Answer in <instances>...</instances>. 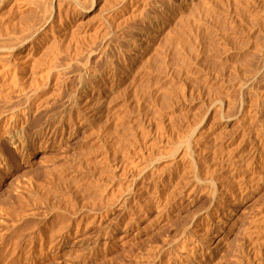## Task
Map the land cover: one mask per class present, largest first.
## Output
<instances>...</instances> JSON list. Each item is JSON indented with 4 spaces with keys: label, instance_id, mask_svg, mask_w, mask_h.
<instances>
[{
    "label": "rangeland",
    "instance_id": "rangeland-1",
    "mask_svg": "<svg viewBox=\"0 0 264 264\" xmlns=\"http://www.w3.org/2000/svg\"><path fill=\"white\" fill-rule=\"evenodd\" d=\"M101 1L108 11L103 6L102 15L91 13L79 20L80 8L63 2L59 20L70 34L63 41L55 40L58 45H50L58 38L55 33L58 28H51L46 35L43 30L39 35L42 38L38 47L46 50L41 49L44 53L39 54L47 57L43 59L42 76L63 72V81L58 88L51 85L45 94L40 92L43 98L36 100L37 108L32 115L26 113L28 121L26 115L19 116L27 134L23 152L7 138L1 139L10 169L0 166V264H128L153 238L161 239L178 225L182 216L193 210V213L202 211L203 205L211 203L217 208L214 205L211 219L204 223V231L199 228V232L206 231L208 238L217 236L218 240L220 233L227 231L222 263L236 264L237 248L245 240L249 219L264 212V162L254 166L256 178L234 181L221 165L227 163L230 147L246 131L248 119L263 130L259 137L264 138V0H147L139 15L115 20L117 23L112 25L104 18L114 16L111 5L112 10H119L116 5L120 0ZM80 2L87 6L91 0ZM97 21L102 22L100 28ZM46 27L49 29L50 25ZM84 86L87 94L100 101L96 106L101 111L95 116L97 109H84L80 102ZM8 95L11 102L23 100L17 91ZM4 96L0 98L1 109L5 106ZM48 116L60 119L62 129L36 136V129L43 126L39 124ZM225 116H230L226 137L210 140L225 124ZM188 143L193 156H183ZM131 159L137 166L144 163L140 168L142 177L135 184L130 179L134 177ZM188 173H197L202 180L191 178L183 190L170 197L168 189L187 181ZM143 176L146 179L152 176L150 183ZM143 178L148 187L142 195L139 192L143 189L136 188ZM158 179L161 182L155 183ZM210 179L216 187L221 184L225 188L221 193L225 190L227 197L211 196ZM162 182L167 186L161 185ZM164 194L171 198L168 201L179 206L173 216L161 221L152 241L151 235L134 227L127 234L119 233L104 252H87L84 257H70L71 260L53 243L46 253L40 252L36 245H29L30 240L40 242L38 227L42 222L46 221L49 228H57L62 220L67 224L65 228L70 229L65 232L71 233V244L79 246L80 240L92 242L97 234L93 219L98 214L109 217L103 223L109 230L114 217L123 211L117 204L128 199L145 204L159 195L168 198ZM226 198L239 203L236 212L227 214L221 208L220 202ZM113 202L116 206H110ZM261 215L258 217L263 219ZM251 228L254 242L258 235ZM216 240L210 247L215 246ZM258 248L255 245L256 250H261L259 264H264L263 248Z\"/></svg>",
    "mask_w": 264,
    "mask_h": 264
},
{
    "label": "bare ground",
    "instance_id": "bare-ground-1",
    "mask_svg": "<svg viewBox=\"0 0 264 264\" xmlns=\"http://www.w3.org/2000/svg\"><path fill=\"white\" fill-rule=\"evenodd\" d=\"M65 1L76 6L77 8L78 7L80 8L79 9L80 13L78 16H81V17H78V20L82 19V17H85V15L91 14V13L96 15V16L98 15V13L100 15L103 14V10H104L103 4H105V2L102 3L103 1H101V0H91V2L87 6L86 5L82 6L80 0H0V98H3L4 95L6 96V97L4 96V98H6V100L3 99V101H2V102H5V104L2 103L5 106H3L2 109L0 108L1 109L0 110V166H2V168H5L7 171L10 169V164H9L8 158L6 157V155L3 152V149L1 146V139L7 138V140H9L10 143L12 145H14V147H16L17 149L19 148V150H21L23 152L25 150L23 144L25 143L24 142L25 138H26L25 135H27V134L25 131L26 128L23 125L24 123H23V121L19 120L21 118L19 116L22 114L26 115V113L31 114V113L36 111V108H37L36 100L39 101V99L43 98L42 95H40V92H42L41 94H43V93L45 94L47 92L46 90L49 89V88L46 89L48 86L54 85L53 88H58L62 84L61 80L63 77L61 78V76H63L62 75L63 72H61V73L56 72V74H49V76L43 75L44 79H42V77H43L42 74H43V71L45 68V66H44L45 60L43 61V59L46 56L44 58H42L43 55L41 57V54H39V53H41L40 51H42V50H44L46 52L44 46H46V47L48 46L47 48H49L50 46L44 45L43 46L44 49H42V48L39 49L38 41L40 40V38H42L39 35L41 34V32L43 30H44L43 34L46 35V33H49L48 30L51 31V28L53 29V27H56L59 29V30H57V32H55L57 34V35L56 34L55 35L58 38L54 39V42L50 43V45L53 43H56L55 40L56 41L65 40V37L68 34H70V33H68L69 28L66 25L65 26L63 24L61 25L62 22L59 20L60 19L59 9L63 5V2H65ZM81 1H83V0H81ZM116 1H118V0H116ZM145 2H147V0H120L119 2H117L118 4L116 5V7H120L119 10H116L115 8H113V10H112V5H111V9L109 8L111 11L115 12L114 16L112 15L113 16L112 18L111 17L110 18L109 17H106V18L103 17V18L105 20L108 19L107 20L108 22L107 21L106 22L109 25L114 24L115 20H117L119 22L120 20H123V19L125 20V18L129 19L131 17H134L135 15H139V13L143 9ZM69 3H68V5L70 7ZM84 4H85V1H84ZM64 5L68 7V5H66V4H64ZM106 5H109V4H106ZM67 7H66V9H67ZM104 7L106 8V6H104ZM79 10H78V12H79ZM73 11H74V9H73ZM107 11H108V9H107ZM64 12H65V10H64ZM119 12H121V13H119ZM111 13H110V16H111ZM62 15H64V14H62ZM70 16H72V15H70ZM70 16H69V18H70ZM55 17H57V18L55 19ZM78 20H77V22H78ZM65 21H66V19H65ZM73 21H75V20H73ZM73 21H72V23H73ZM81 22H83V21H81ZM63 23H64V21H63ZM98 23H100V24H98L97 26H99V28H100L102 26V22H98ZM115 23H117V22H115ZM48 24L50 25V28L45 29V28H47L46 26ZM67 24H68V22H67ZM113 30H115V29H113ZM54 31H55V29H54ZM54 31H53V34H54ZM86 33H89V32H86ZM71 35H73V34H71ZM47 36H49V34H47ZM101 36H102V34H101ZM49 37H51V36H49ZM54 37H51V38H54ZM51 38H50V40H51ZM44 39H45V37H44ZM44 39H42L41 41L43 42ZM57 39H60V40H57ZM48 40H49V38H48ZM67 40H69V38ZM60 48H58V49H60ZM62 51H63V49H62ZM54 52H55V50H54ZM43 53L44 52L42 51V54ZM58 54H59V52H58ZM70 54H72V53H70ZM52 57H53V54H52ZM48 61H49V59H48ZM64 62H65V60H64ZM49 63H51V62H47V64H49ZM52 63H53V61H52ZM59 63H61V62H59ZM66 63H67V58H66ZM72 63H73V61H72ZM47 64H45V65H47ZM57 64L58 63H56V65ZM54 65L55 64H53L51 66H54ZM56 65H55V67H57ZM46 70H48V69H46ZM55 70H57V69H55ZM60 70H62V69H60ZM60 70H58V71H60ZM44 74H46V73H44ZM86 89H87V87L84 86V87H82V89L80 91L82 93L81 95H83V97H84L83 100H82V98H80V100H82L80 102L83 103L84 109H92V110L97 109L93 113L94 114L93 116H95L97 113H99L101 111V108H97V106H96V105H99L100 101L93 98L92 94H87ZM16 91L18 93H20V95H22L21 98H23V100H21V102H19V101L16 102L18 99L16 101L11 102L10 100L12 97H9L10 100H9V98L7 99V94L11 95L13 92H16ZM10 95H8V96H10ZM16 96L17 95H15L14 97H16ZM45 96H47V95H45ZM49 96H50V94H49ZM44 99H43V101H44ZM22 103H23V105H22ZM27 115H29V114H27ZM28 117L29 116H27L25 118L27 121H28ZM48 117H47V119L44 120V122L42 121L43 123L41 122L39 124V125H43V126H41L40 128H37L36 131L34 130L36 133V136H38V135L42 136L43 133H46L49 130L54 133V132L58 131L60 129V127L62 129L63 125H62V122L60 119H58L54 116H53V118L52 117L48 118ZM229 118H230V116H225V124L223 126H221L216 132H214L213 135L210 136V137H212V138H210V140L214 141V140L222 139L223 137H226L227 128H228L229 122H230ZM25 119H23V120H25ZM29 119H30V117H29ZM261 131H263V130L256 127L253 119H248V125L246 127V131L240 137L239 141L235 145L230 147L228 161L223 166L221 165V167H223L222 169L225 171V173H227L231 176L230 178H232V180L233 179L243 180V179H247V178L248 179L254 178L255 177V171H253L254 166L257 163L263 164V162H264V155H263V153H264L263 152L264 138L259 137V136H261L260 135ZM205 137L209 138L208 136H205ZM202 147L204 148L205 146H202ZM187 149L188 150L183 153V156L184 155L193 156L194 155V154L192 155V152H193L192 149L193 148L190 145V143L187 144ZM199 151H202V150H199ZM145 156H148V155H145ZM140 159H142V158H140ZM186 160H188V159H186ZM225 160H226V158H225ZM133 163H134V160H132V159H131L130 164L127 162V164L130 165V168H131V166L134 165L132 167V168H134V169H132V171L133 170L135 171V169L138 170V171L136 170L137 173L133 171L132 175L134 174V177L133 176L131 178L129 177L132 180V182L135 184L136 180L141 179L140 176H141L142 170L140 168H142L144 166L143 165L144 163L142 164V167L140 166V163L138 165L139 167L136 164L137 162L134 164ZM198 163H200V162H198ZM198 163H196V165ZM129 165H127V166L129 167ZM127 166H125V167H127ZM130 168H128V169H130ZM123 169H125V168H123ZM188 170H189L188 172L190 173L191 170L190 169H188ZM129 171H131V169ZM185 171H187V170H185ZM124 172H127V170ZM195 172H198V170ZM212 172H214V171H212ZM189 173H188V175H189L188 179L189 180L186 178L187 181L182 180V182H178L176 184L174 183L177 188L175 186L171 187V188H173V189L170 188L172 191L170 189H168L169 192H171L170 197H172L173 194L176 195L178 192L183 190L184 185L188 184V182H190L191 178H192V180L194 178L199 180V181L202 180L201 177L199 178V176L196 175L197 173L196 174H194V173L189 174ZM200 174H202V173H200ZM115 176H117V175H115ZM153 176H154V174H153ZM151 177H150V179H152ZM204 177H206V176H204ZM144 178L141 181V183L139 184V187L136 188V190L137 189L138 190L143 189L141 192L138 191L142 195L147 191L146 188L148 186H146V185H148V184H145V182L148 181V179H149L148 176H147L148 179L145 178L146 181L144 180ZM211 178H213V177H211ZM224 178H222V179H224ZM150 179H149V183H150ZM165 179H167V178H165ZM178 179H179V177H178ZM213 179H215V178H213ZM217 179H219V178L217 177ZM156 180H157V178H156ZM179 180L181 181V178ZM232 180L230 179L231 182L234 181V180L233 181ZM210 181L211 182H208V184L210 186V192L209 193L211 194V196L215 195L216 197H219L220 199L222 197H227L226 196L227 192L225 190L223 191V193H221V190H223L222 188H224V187H221V184H220V186L216 187V185H214L215 182L212 179H210ZM137 182H139V181H137ZM158 182L160 183L161 181L158 179V181L155 183H158ZM206 183H207V181H206ZM228 183H229V181H228ZM161 185L167 186V183L162 182ZM132 189H134V188H132ZM168 190H167V192H168ZM203 191H204V189H203ZM203 191L201 190V192H203ZM114 192H116V191H114ZM164 192H165V190H164ZM167 194H164V195L167 196ZM167 197L168 198H166V197L162 198V196L159 195L153 201L150 200L149 202H147L145 204H143L142 201L141 202H135L133 200L130 201L129 199L127 201L122 200L123 202L120 204H117V206L119 205L123 211L120 212L119 216L116 215L114 217L113 222H111L112 220L110 221L112 223V226L110 227L109 230L107 228H106L107 229L106 230L104 228L105 226L103 227V223L109 217L104 214L107 217V218H104L105 216L103 217L102 214H101L102 216L100 214H98V217L93 219V221L96 225V228H97L96 229L97 234L95 235L94 239H92L93 240L92 242H89L87 240L86 241L80 240L82 242H79V246H76L75 244H71L70 239H69V235L71 233L65 232V230L68 229V227L65 228L67 226V224H65L62 220V222L57 226V228H49L48 223L46 221L42 222V224L38 227V234H40L39 235L40 242L39 241L35 242V240L34 241L30 240L29 245H30V247L31 246L34 247L36 245L38 247L39 251L44 252V253H46L51 246H53V245L55 247L57 246V248L63 249L64 253L66 255V258L68 257V259L71 260L70 257H72L73 259H74V257L75 258H81V257H84V255L87 252L94 253V254H95V252L99 253V254L104 252L112 244L111 243L112 240L118 238L119 233H126L127 234L134 227H137L139 229L140 233H145L147 235H151L149 237L150 238L149 240L152 241V239H151L152 235H153V233H155V230L157 229V227L161 223V221H164L165 219L167 220V218L171 217L174 209L179 206V205L177 206L173 202H170L171 198L169 196H167ZM154 198H155V196H154ZM168 199H170V200L168 201ZM172 199L174 200V198H172ZM210 199H211V197H210ZM114 200H115V198H114ZM137 200H139V199H137ZM144 200H146V199H144ZM220 203L222 206L221 208L223 210L225 208L224 211L227 212V214L229 212H234V211L236 212L240 206L238 202H236L234 199H230V198H226L225 200H222ZM111 205L116 206V204H114V202L111 203L110 206ZM214 205H215V207H214ZM213 207L217 208L216 204L211 203L208 206L203 205V208L200 207L201 209H203L202 211H199V212L195 211L196 213H193V211H194L193 210L192 212L188 213L187 215L182 216V219H180V223H178V225L175 226L173 224L174 227L172 226L173 228H171V230L168 229L169 231L166 232L164 237H162L161 239H159V238L154 239L153 238V241L152 242L150 241L151 243L148 244L149 246L147 245L148 247L143 249V251H141L140 254L136 255L135 259L133 258L134 261L131 260L132 262H130L128 264H223L221 254L225 248L224 237L227 236V231H224V233H220L222 235L218 238V240H216L217 236L208 238L207 237L208 234L205 233L206 231L204 233L199 232V228L200 229L202 228V231H204L203 230V228L205 227L204 223H206L207 220L209 221L211 219L210 216L212 214V211L214 210ZM153 212L154 213L156 212L157 215L151 217L152 216L151 214ZM260 215H258V216L260 217ZM258 216L257 217L252 216L248 221V223L250 225L245 230V240L237 248V256H236L237 258L235 260L236 264H259L260 260L262 259L261 257H259L260 255H258L261 252V250L255 249V245H256L257 248L262 247L263 251H264V218L261 219ZM262 216H264V212H262L261 217ZM93 221H91V222H93ZM142 223H145V224L142 225ZM233 223L234 222L230 223V226L233 225ZM220 224H222V222ZM256 224L259 226L254 227L253 225L256 226ZM250 227H253V228H251L252 231L258 235V239L256 238V240H254V242L252 241V238L250 236V232H249ZM76 228L78 229L77 226H76ZM84 228H81V229L83 231H85ZM68 230H70V229H68ZM77 232H79V231H77ZM81 232L82 231H80L79 234H81ZM74 233H76V231ZM72 235H73V233H72ZM209 235H210V233H209ZM121 236H122V234H121ZM204 237L205 238L207 237L208 239L207 238L205 239ZM74 238H75V236H74ZM214 240H216L215 246L210 247L211 244L214 242ZM52 243H53V245H52ZM260 248H258V249H260ZM34 249H36V248H33V250ZM40 254H43V253H40ZM261 262H262V260H261Z\"/></svg>",
    "mask_w": 264,
    "mask_h": 264
}]
</instances>
